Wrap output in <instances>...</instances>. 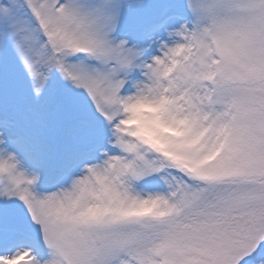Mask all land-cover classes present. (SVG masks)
I'll return each instance as SVG.
<instances>
[{
    "label": "snow or ice",
    "instance_id": "6c2138e0",
    "mask_svg": "<svg viewBox=\"0 0 264 264\" xmlns=\"http://www.w3.org/2000/svg\"><path fill=\"white\" fill-rule=\"evenodd\" d=\"M0 264H264V0H0Z\"/></svg>",
    "mask_w": 264,
    "mask_h": 264
}]
</instances>
